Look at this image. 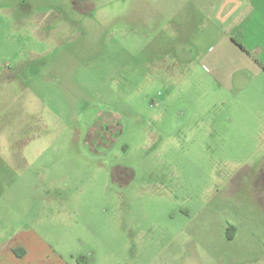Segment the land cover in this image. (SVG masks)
<instances>
[{
  "label": "rangeland",
  "instance_id": "rangeland-1",
  "mask_svg": "<svg viewBox=\"0 0 264 264\" xmlns=\"http://www.w3.org/2000/svg\"><path fill=\"white\" fill-rule=\"evenodd\" d=\"M27 1L0 5V259L264 264V78L220 52L226 3Z\"/></svg>",
  "mask_w": 264,
  "mask_h": 264
},
{
  "label": "crops",
  "instance_id": "crops-1",
  "mask_svg": "<svg viewBox=\"0 0 264 264\" xmlns=\"http://www.w3.org/2000/svg\"><path fill=\"white\" fill-rule=\"evenodd\" d=\"M27 2V0H24L25 4ZM220 2L226 3V9H221L220 11L222 17H226V21H229V13H232L230 18L233 17L230 22L228 35L223 41L219 40L220 46H222L220 52L222 53L225 48L228 51H233L236 48L241 52L242 55L239 65H241L240 69L242 71L240 76L242 79H240V81L243 82L242 93H244L249 87L247 85L250 82V74L247 70L253 71L255 82L262 81V78H264V69L262 68V66H264V0H221ZM0 5L5 6V9L11 12L14 11L15 5L16 14L20 13V0H0ZM28 16L29 15H27L26 18H28ZM234 40L240 42L248 53L241 50ZM214 62L217 61L214 59ZM27 258L29 257L25 255L20 259H11L12 264H19L20 262L22 264H28L29 261H25ZM7 263L10 262L3 260V257L0 259V264Z\"/></svg>",
  "mask_w": 264,
  "mask_h": 264
},
{
  "label": "trees",
  "instance_id": "trees-1",
  "mask_svg": "<svg viewBox=\"0 0 264 264\" xmlns=\"http://www.w3.org/2000/svg\"><path fill=\"white\" fill-rule=\"evenodd\" d=\"M235 41V40H234ZM235 43H236V45L241 49V50H243L244 52H247L248 53V51L245 49V47L240 43V42H236L235 41ZM256 60V59H255ZM257 61V60H256ZM258 62V61H257ZM262 68L264 69V66H262Z\"/></svg>",
  "mask_w": 264,
  "mask_h": 264
},
{
  "label": "flooded vegetation",
  "instance_id": "flooded-vegetation-1",
  "mask_svg": "<svg viewBox=\"0 0 264 264\" xmlns=\"http://www.w3.org/2000/svg\"><path fill=\"white\" fill-rule=\"evenodd\" d=\"M108 127V126H107Z\"/></svg>",
  "mask_w": 264,
  "mask_h": 264
}]
</instances>
